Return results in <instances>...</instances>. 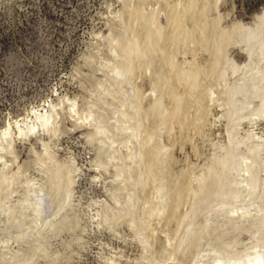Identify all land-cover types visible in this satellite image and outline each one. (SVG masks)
I'll return each instance as SVG.
<instances>
[{
  "label": "rangeland",
  "instance_id": "374dc122",
  "mask_svg": "<svg viewBox=\"0 0 264 264\" xmlns=\"http://www.w3.org/2000/svg\"><path fill=\"white\" fill-rule=\"evenodd\" d=\"M187 9L208 28L190 38L189 14L171 43L169 20ZM263 70L264 0H0V132L13 127L0 151V264L264 256ZM52 105L48 132L18 136L16 121Z\"/></svg>",
  "mask_w": 264,
  "mask_h": 264
},
{
  "label": "bare ground",
  "instance_id": "6f19581e",
  "mask_svg": "<svg viewBox=\"0 0 264 264\" xmlns=\"http://www.w3.org/2000/svg\"><path fill=\"white\" fill-rule=\"evenodd\" d=\"M148 1V0H147ZM184 1V0H183ZM217 1V0H216ZM157 2V1H156ZM159 2H160V0H159ZM163 2H165V1H163ZM168 2H169V0H168ZM194 2V1H193ZM192 2V3H193ZM197 2H199V1H197ZM180 3H182V1L180 2ZM156 4H158V2L156 3ZM164 4H167V1H166V3H164ZM176 4V3H175ZM174 4V5H175ZM179 3H177V5H178ZM189 4V3H188ZM194 4H196V3H194ZM207 4V3H206ZM183 5H184V3H183ZM186 5H187V3H186ZM211 5V4H210ZM168 6V5H167ZM192 6H193V4H192ZM172 7V6H171ZM178 7H179V5H178ZM183 7L184 6H182V9H183ZM186 7V6H185ZM185 7H184V9H185ZM200 7V6H199ZM181 8V5H180V7L178 8V9H180ZM187 8H189V7H187ZM191 8V7H190ZM198 8V7H197ZM201 8V7H200ZM209 8V7H208ZM139 9V8H138ZM170 9V8H169ZM168 9V10H169ZM173 10H174V7L172 8ZM181 9V10H182ZM183 9V10H184ZM205 9V8H204ZM157 10V9H156ZM159 10H161V8H159ZM159 10H157V11H159ZM182 10V11H183ZM195 10H197L198 11V9H196V7H195ZM195 10L193 11V12H190V13H188V9H187V13H185V11L184 12H182V13H179V12H177V13H179V14H177V16H176V18H172V20H169L170 21V23H169V25L167 26L168 27V31L170 32V33H173L174 35L171 37V39H170V42L172 43L173 41H175L174 39L175 38H177L176 36H177V31H179V29H183L181 32H182V34H184V32L183 31H185L184 30V26H183V22H184V24H185V22H187V21H185L187 18L189 19V14H190V19L189 20H196L197 21V23H195V22H193V25L191 24V28L188 30V35H190V38H191V36H196V35H198V34H200V39H201V34L205 31V29H206V27H207V22H210L209 20L206 22V20L204 19V15H202L201 13H197V12H195ZM199 10H201V9H199ZM208 10V9H207ZM133 11V10H132ZM156 11V12H157ZM170 11H172V10H170ZM175 11H177V9L175 10ZM178 11H180V10H178ZM192 11V10H191ZM201 12L203 13V11L201 10ZM139 13V12H138ZM137 12H136V14H138ZM167 13V12H166ZM170 13V12H169ZM171 13H173V12H171ZM135 14V15H136ZM151 14V13H150ZM157 14H158V12H157ZM174 14V13H173ZM172 14V15H173ZM176 14V13H175ZM140 15V14H139ZM139 15H138V17H139ZM137 16V15H136ZM142 16V15H141ZM151 16V15H150ZM157 16H159V14L157 15ZM161 16V15H160ZM170 17H172V16H170ZM175 17V16H174ZM218 17V16H217ZM141 18V17H140ZM152 18V17H151ZM150 18V19H151ZM258 18V17H257ZM262 18V17H261ZM128 19V18H127ZM134 20L136 19V18H133ZM149 18H148V20H150ZM164 19V18H163ZM217 19V18H216ZM215 19V20H216ZM228 19V18H227ZM259 19H260V17H259ZM139 20V19H138ZM155 20V19H154ZM204 20V21H203ZM211 21H212V19H210ZM213 22V21H212ZM239 22V21H238ZM262 22V21H261ZM194 23H195V25H197L198 24V26L197 27H199V24L201 23L202 25H201V27H199L200 29H198V28H196V27H194ZM157 24V23H156ZM211 24V23H210ZM186 25H188V24H186ZM212 25V24H211ZM159 26V25H158ZM157 26V27H158ZM260 26H262V25H260ZM160 27H163L162 25H160ZM188 27V26H187ZM210 27V26H209ZM218 27V26H217ZM236 27V26H235ZM240 27V26H239ZM166 28V27H165ZM208 28V27H207ZM158 29H161V28H159L158 27ZM163 29V28H162ZM212 29H214L213 28V26H212ZM221 29V28H220ZM155 30V29H154ZM164 30H166V29H164ZM193 30H195L194 31V33H192V31ZM238 30H240V28L238 29ZM245 29H243L242 31H244ZM258 30V29H257ZM163 31V30H162ZM161 31V32H162ZM236 31V30H235ZM246 31V30H245ZM248 31H250V29L248 30ZM247 31V32H248ZM208 32L210 33V31L208 30ZM224 32V31H223ZM234 32V31H233ZM251 32V31H250ZM256 32V31H255ZM151 33H153V32H151ZM157 33H159V31L157 32ZM206 33V32H205ZM218 33H219V31H218ZM221 33V32H220ZM225 33H226V31H225ZM186 34V33H185ZM217 34V33H216ZM243 34V33H242ZM250 34H252V33H250ZM158 35H161V34H158ZM180 34H178V36H179ZM203 35V34H202ZM209 35V34H208ZM207 35V36H208ZM215 35V34H214ZM213 35V36H214ZM224 35V33H221V34H219V36H223ZM246 35H247V33H246ZM183 36V35H182ZM182 36H181V39H182ZM207 36H205V37H207ZM216 36V35H215ZM228 36V35H227ZM185 37V36H184ZM183 37V38H184ZM204 37V38H205ZM209 37V36H208ZM229 37V36H228ZM202 38H203V36H202ZM219 38V37H218ZM227 38V37H226ZM236 38V37H235ZM234 38V39H235ZM205 39H207V38H205ZM237 39H238V36H237ZM240 39H242V38H240ZM250 39V38H249ZM254 39V38H253ZM135 40H137V38H135ZM192 40V39H191ZM194 40V39H193ZM221 40V39H220ZM239 40V39H238ZM238 40H235V41H238ZM255 40V39H254ZM184 41V40H183ZM195 41H197V40H195ZM201 41V40H200ZM211 41V40H210ZM170 42H169V45H170ZM187 42V41H186ZM208 40H206L205 41V44H208ZM215 42H217V41H215ZM239 42V41H238ZM204 43V42H203ZM229 43V42H228ZM250 43V42H249ZM259 43V42H258ZM186 43H184V45H185ZM200 44V43H199ZM202 44V43H201ZM200 44V45H201ZM234 44H235V42H234ZM241 44H243V43H241ZM247 44V43H246ZM263 44V43H262ZM174 45V44H173ZM218 45V44H217ZM245 45V44H244ZM131 46H132V43H131ZM195 46V45H194ZM255 46V45H254ZM170 47H172L171 45H170ZM136 48V47H135ZM155 48V47H154ZM217 48H218V46H217ZM253 48V47H252ZM127 49V48H126ZM138 49H140L139 47H138ZM152 49H153V47H152ZM219 49H221L220 47L218 48V50ZM225 49V48H224ZM260 49V48H259ZM258 49V50H259ZM128 50V49H127ZM151 50V49H150ZM214 50V49H213ZM251 50H253V49H250L249 51H251ZM123 51V50H122ZM141 51H143V50H141ZM152 51V50H151ZM155 51H156V48H155ZM210 51V50H209ZM212 51V50H211ZM130 52V51H129ZM135 52V51H134ZM153 52V51H152ZM143 53V52H142ZM141 53V54H142ZM156 52H154L153 54H155ZM173 53V50H170V54H169V56H168V60L166 59V61H167V63H166V61H165V63H166V65L168 64V62H169V66L167 65V67H169V74H170V78L171 79H173V77H175V78H177V72L175 71L176 69H178L177 71H181V67H179V66H176V67H179V68H176L175 67V70H173L174 68H172L171 69V67L174 65L173 64V59L175 58L174 56L175 55H172L171 56V54ZM192 53V52H191ZM261 53V52H260ZM263 53V52H262ZM261 53V54H262ZM140 54V55H141ZM144 54H145V52H144ZM214 55V54H213ZM186 56V55H185ZM250 56H251V54H250ZM145 57V56H144ZM174 57V58H173ZM143 58V57H142ZM146 58V57H145ZM164 58H166V57H164ZM228 58V57H227ZM222 59V58H221ZM260 59V58H259ZM227 60V59H226ZM250 60V59H249ZM148 61V60H147ZM161 61H162V59H161ZM160 61V62H161ZM134 62V61H133ZM144 62V61H143ZM142 62V60H139V61H137L136 63H135V66H136V68L139 70V69H142V66H143V63ZM190 63V62H189ZM193 63V62H192ZM211 63V62H210ZM216 63V62H215ZM222 63V62H221ZM248 63V62H247ZM128 64V63H127ZM148 64V63H147ZM194 64V63H193ZM152 65V64H151ZM186 65V64H185ZM190 65V64H189ZM211 65V64H210ZM226 65V64H225ZM251 65V64H250ZM134 66V67H135ZM163 66H165V65H163ZM162 66V67H163ZM209 66V65H208ZM215 66V65H214ZM220 66V65H219ZM166 67V66H165ZM164 67V68H165ZM166 67V68H167ZM207 67V66H206ZM210 67V66H209ZM243 67H244V65H243ZM256 67V66H255ZM144 68V67H143ZM152 68V67H151ZM166 68H165V70H166ZM198 68V67H197ZM235 67H233V69H232V71H234L235 73H236V71H238V69L236 70V68L234 69ZM259 68H260V66H259ZM258 68V69H259ZM113 69V72L112 71H110V73H112V74H114V78L115 77H118V78H120V73L122 74L123 72H126V71H123V72H120L121 71V69H119L118 67H114V68H112ZM210 69V68H209ZM219 69V68H218ZM241 69V68H240ZM257 69V70H258ZM110 70V69H109ZM164 69H162V72L163 73H165L164 71H163ZM220 70V69H219ZM246 70V69H245ZM210 71V70H209ZM217 71V70H216ZM251 71H253V70H251ZM264 71V70H263ZM157 72V71H156ZM202 72H204V71H202ZM212 72V71H211ZM221 72V71H220ZM233 72V73H234ZM243 72H245V71H243ZM255 72V71H254ZM146 73V72H145ZM150 73V72H149ZM189 73H191V72H189ZM198 73V72H197ZM196 72H195V74H197ZM205 73V72H204ZM247 73H248V71H247ZM192 74H193V72H192ZM205 74H207V73H205ZM244 74V73H243ZM157 75H159L158 73H157ZM160 75H162V74H160ZM159 75V77L160 78H162V77H164L163 75L162 76H160ZM168 75V74H167ZM178 75H179V73H178ZM180 75H181V73H180ZM194 75V74H193ZM201 75V74H200ZM235 75V74H234ZM263 75V78H264V72H263V74H261V76ZM188 76V75H187ZM190 76V75H189ZM233 76V75H232ZM260 76V75H259ZM193 77V76H192ZM208 77V76H207ZM158 78V77H157ZM197 78H198V76H197ZM204 78V77H203ZM256 78H257V76H256ZM262 78V77H261ZM192 79V78H191ZM180 80V79H179ZM187 80V79H186ZM204 80V79H203ZM208 80V79H207ZM206 80V81H207ZM259 80V79H258ZM262 80V79H261ZM260 80V81H261ZM101 81V80H100ZM104 81V80H103ZM117 81V80H116ZM251 81V80H250ZM262 81H264V79L262 80ZM105 82V81H104ZM196 82V81H195ZM112 83V82H111ZM176 83L178 84V81H176ZM202 83V82H201ZM256 83V82H255ZM255 83H253V84H255ZM260 83V82H259ZM258 83V84H259ZM180 84V83H179ZM195 84V83H194ZM219 84V83H218ZM224 84V83H223ZM261 84V83H260ZM262 84H263V82H262ZM197 85V84H196ZM215 85V84H214ZM255 85H257V83L255 84ZM100 87V86H99ZM157 87H158V84H157ZM184 87V86H183ZM191 87H193V86H191ZM213 87V86H212ZM228 87V86H227ZM181 88V87H180ZM180 88L178 89V87L176 86V88L174 89L175 91H177V89H178V91L180 90ZM186 88V85H185V87H184V95H183V98H185L186 99V97H188V92H187V90L185 89ZM203 88V87H202ZM215 88V87H214ZM238 88V87H237ZM155 89V88H154ZM205 89V88H204ZM203 89V90H204ZM231 89H233V87L231 88ZM256 90H254L255 92H253V93H256L257 92V89H259L258 91L260 92V87H256L255 88ZM161 90V89H160ZM173 89H172V91H174ZM230 90V89H229ZM155 91V90H154ZM154 91H153V93H154ZM172 91H168V92H172ZM174 91V92H175ZM181 91V90H180ZM190 92H191V90H189ZM251 91V90H250ZM262 91V90H261ZM166 93H167V91H165ZM164 92V93H165ZM194 92V91H193ZM222 92V91H221ZM258 92V93H259ZM152 93V92H151ZM197 93V92H196ZM223 93V92H222ZM258 93L257 94H254L253 96H255V95H258ZM264 93V92H263ZM157 94V93H156ZM172 94H173V92H172ZM180 94V93H179ZM190 94V93H189ZM192 94V93H191ZM190 94V95H191ZM198 94V93H197ZM229 94V93H228ZM152 95V94H151ZM166 95V94H165ZM175 95V94H174ZM189 95V96H190ZM216 95H217V93H216ZM223 95V94H222ZM239 95V94H238ZM167 96H168V94H167ZM193 97H195V94H193L192 95ZM174 97H176V96H174ZM200 97V96H199ZM255 98V97H254ZM175 99V98H174ZM196 99V98H195ZM246 99V98H245ZM262 99V98H261ZM176 100V99H175ZM180 100L181 99H179L178 101H179V103H180ZM177 101V100H176ZM177 101V102H178ZM182 101V100H181ZM224 101V100H223ZM225 101H227V99L225 100ZM69 102V101H68ZM158 102V101H157ZM159 102H161V101H159ZM194 101H187V103H188V105H191L192 103H193ZM242 102V101H241ZM181 103H183V102H181ZM181 103H180V105H181ZM252 103V102H251ZM176 105V104H175ZM226 105V104H225ZM173 106V105H172ZM170 107H171V105H170ZM56 106L55 105H52V106H50L47 110H45V111H39L38 109H34L33 111H32V114H33V116L30 118V120L29 121H25V120H23L22 122H18V121H16L15 122V128H16V130H17V134H18V136H25L26 138L27 137H29V136H27L28 134H34V132L37 130V129H41V130H44V131H49L50 129H51V127H52V124H53V122H54V116H55V113H56ZM201 108V107H200ZM224 108V107H223ZM68 109H72V111H75V105L73 104V103H71L70 104V106H69V108ZM233 109V108H232ZM200 111V110H199ZM188 112V111H187ZM202 112V111H201ZM75 113H76V111H75ZM77 113H78V111H77ZM236 113V112H235ZM74 114V113H73ZM79 114V113H78ZM84 115V114H83ZM122 116H124V115H122ZM56 117H58V116H56ZM151 117H153V116H151ZM150 117V118H151ZM200 117V116H199ZM83 118H84V116H83ZM89 118V117H88ZM92 118H93V116H92ZM124 118V117H123ZM150 118L148 119V120H150ZM86 119V118H85ZM125 119V118H124ZM145 119V118H144ZM147 119V118H146ZM201 119V118H200ZM118 120V119H117ZM117 120H116V122H117ZM201 120H203V118L201 119ZM124 121V120H123ZM123 121H122V123H123ZM244 121V120H243ZM57 122V121H56ZM89 122V121H88ZM196 122V121H195ZM118 123H120V121L118 122ZM122 123H120V124H122ZM127 123V122H126ZM119 124V125H120ZM125 124V123H124ZM118 125V124H117ZM12 127V126H11ZM10 126H8V127H6V128H4L1 132H0V151L2 150L3 151V149H9L8 147L10 146V143H11V137H12V134H13V132H12V128H11ZM98 127V126H97ZM129 127V126H128ZM119 128H124V130H126V127L123 125L122 127H119ZM130 128V127H129ZM131 128H132V126H131ZM128 129V128H127ZM196 130H198V129H196ZM204 130V129H203ZM116 131H117V129H116ZM122 131H123V129H122ZM168 131V130H167ZM170 131V130H169ZM167 132V134H169L170 132ZM165 133H166V131H164ZM197 132H199V131H197ZM203 132V131H202ZM227 132V131H226ZM234 132V131H233ZM236 132V131H235ZM51 133V132H50ZM57 133V132H56ZM109 133V132H108ZM53 134V133H52ZM107 134V133H106ZM127 134V133H126ZM163 134V133H162ZM174 134V133H173ZM228 134V133H227ZM234 134V133H233ZM200 135H202L201 133H200ZM254 135V134H253ZM124 136V135H123ZM199 136V135H198ZM229 136V135H228ZM109 137V136H108ZM24 138V137H23ZM112 138V137H111ZM232 139V138H231ZM14 140V139H13ZM128 140V139H127ZM245 140H247V139H245ZM262 140H264V139H262ZM124 142V141H123ZM122 142V143H123ZM126 142V141H125ZM124 142V143H125ZM231 143V142H230ZM164 145V144H163ZM229 145V144H228ZM234 145V144H233ZM102 147H104V146H102ZM109 147V146H108ZM161 147V146H160ZM164 147V146H163ZM110 148V147H109ZM112 148V147H111ZM230 148V147H229ZM236 148H237V146H236ZM167 149V148H166ZM166 149L164 150V151H166ZM233 149V148H232ZM10 150V149H9ZM112 150H113V148H112ZM115 150V149H114ZM237 150V149H236ZM239 150V149H238ZM160 151H162V150H160ZM120 152V151H119ZM241 153V152H240ZM231 154V153H230ZM238 154H239V151H238ZM242 154V153H241ZM12 155V154H11ZM36 156V155H35ZM251 156V155H250ZM258 156V155H257ZM236 157V156H235ZM246 157V156H245ZM1 159V158H0ZM4 159V158H3ZM99 159V158H98ZM237 159V158H236ZM239 159V158H238ZM2 160V159H1ZM95 160H97V159H95ZM119 161L120 159H115V161ZM243 160H245V159H243ZM247 160V159H246ZM254 160V159H253ZM110 161V160H109ZM113 162H115L114 160H112ZM236 161V160H235ZM97 162H98V160H97ZM105 164V163H104ZM110 164V163H109ZM116 164V163H115ZM106 165V164H105ZM111 165V164H110ZM110 165H108V166H110ZM205 165V164H204ZM213 165V164H212ZM212 165H211V167H212ZM117 166V165H116ZM217 166V165H216ZM243 166V165H242ZM44 167V166H43ZM100 167H102V166H100ZM118 168V167H117ZM210 168V167H209ZM215 167L213 166V169H214ZM231 169V168H230ZM211 170V169H210ZM226 170V169H225ZM213 171H215V170H213ZM211 172V171H210ZM226 172V171H225ZM232 172V171H231ZM135 173H137V172H135ZM221 173V172H220ZM212 174V173H211ZM214 174H215V172H214ZM135 176V175H134ZM210 176V175H209ZM208 176V177H209ZM226 176V175H225ZM2 177H3V175H2ZM186 177V176H185ZM212 177H214V175L212 176ZM117 178V177H116ZM118 178H120V177H118ZM117 178V179H118ZM227 178H228V176H227ZM241 178V177H240ZM206 179V178H205ZM140 180H142L141 178H140ZM210 180H211V178H210ZM209 180V178H208V181H210ZM238 180V179H237ZM21 181V180H20ZM19 181V182H20ZM66 181V180H65ZM136 181V180H135ZM135 181H134V183H135ZM200 181V180H199ZM16 182V181H15ZM27 182V181H26ZM25 182V183H26ZM139 182V181H138ZM137 183V182H136ZM135 183V184H136ZM208 183V182H207ZM27 184V183H26ZM66 184H68V183H66ZM140 184V183H139ZM210 185H211V182L209 183ZM247 184V183H246ZM14 185V184H13ZM137 185V184H136ZM239 185V184H238ZM237 185V186H238ZM62 187V186H61ZM66 187H67V185H66ZM209 189H211V188H209ZM68 190V189H67ZM137 193V192H136ZM210 193V192H209ZM208 193V194H209ZM212 193V192H211ZM67 194V193H66ZM252 194V193H251ZM251 194H250V196H251ZM62 198H64V197H62ZM246 200V199H245ZM249 200V199H248ZM65 201V200H64ZM70 201V200H69ZM61 202V201H60ZM65 203H67V202H65ZM217 203V202H216ZM68 205V204H67ZM231 205V204H230ZM235 205V204H234ZM250 205V204H249ZM65 206V205H64ZM229 206V205H228ZM237 206V205H236ZM67 207V206H66ZM234 207V206H233ZM61 208V207H60ZM59 208V209H60ZM63 208V207H62ZM108 208V207H107ZM112 208V207H111ZM238 208V207H237ZM241 208L242 207H240L239 209L241 210ZM104 209V208H103ZM116 209V208H115ZM235 209V208H234ZM247 209V208H246ZM56 210V209H55ZM232 210V209H231ZM58 212V211H57ZM57 212L56 213H54L55 215L57 214ZM41 213V212H40ZM40 213H39V215H40ZM44 213V212H43ZM158 213V212H157ZM230 213V212H229ZM234 213V212H233ZM113 214V213H112ZM156 214V213H155ZM154 214V215H155ZM54 215V216H55ZM53 216V217H54ZM39 217V216H38ZM119 218V217H118ZM49 219H50V217H49ZM54 219H55V217H54ZM39 220H40V218H39ZM47 220V219H46ZM38 221V220H37ZM49 221V220H48ZM116 221V220H115ZM133 221V220H132ZM151 221V220H150ZM152 221H153V219H152ZM41 222V221H40ZM50 222V221H49ZM109 222V221H108ZM51 223V222H50ZM152 223V222H151ZM153 224V223H152ZM46 225H48L47 224V222H46ZM151 226V225H150ZM246 226V225H245ZM36 227V226H35ZM42 227V226H41ZM41 227H40V229H41ZM46 228V227H45ZM154 228V227H153ZM156 229H157V227H156ZM39 230V229H38ZM40 231V230H39ZM250 233V232H249ZM258 246V245H257ZM253 249H255V248H253ZM258 252H249V253H246L245 255H243V256H241V258L239 259L238 258V261L237 260H235V263L234 264H264V256L262 255V254H260L259 253V250L258 249H256ZM261 251V250H260ZM264 251V250H263ZM262 251V252H263ZM243 254H244V252H243ZM215 257V258H214ZM214 257H212V258H214V259H212V261H211V258H210V261H211V264H226L227 263V261L228 260H226L227 258H223L224 260H226V261H224V262H221V260H220V258L221 257H216V256H214ZM30 258V257H29ZM229 258V257H228ZM230 258H231V256H230ZM234 258V257H233ZM234 259H236V258H234ZM30 260V259H29ZM231 261V260H230ZM230 261H228L229 262V264H232L234 261L232 260L231 262ZM28 262V261H27ZM226 262V263H225ZM228 264V263H227Z\"/></svg>",
  "mask_w": 264,
  "mask_h": 264
}]
</instances>
